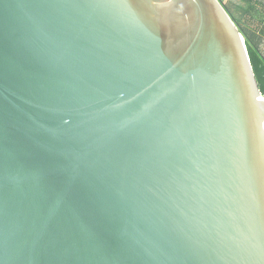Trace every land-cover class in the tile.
I'll list each match as a JSON object with an SVG mask.
<instances>
[{
	"label": "water",
	"instance_id": "obj_1",
	"mask_svg": "<svg viewBox=\"0 0 264 264\" xmlns=\"http://www.w3.org/2000/svg\"><path fill=\"white\" fill-rule=\"evenodd\" d=\"M0 264H264V94L222 0H0Z\"/></svg>",
	"mask_w": 264,
	"mask_h": 264
},
{
	"label": "trees",
	"instance_id": "obj_2",
	"mask_svg": "<svg viewBox=\"0 0 264 264\" xmlns=\"http://www.w3.org/2000/svg\"><path fill=\"white\" fill-rule=\"evenodd\" d=\"M235 11L224 4L246 39L251 63L264 94V0H237Z\"/></svg>",
	"mask_w": 264,
	"mask_h": 264
},
{
	"label": "rangeland",
	"instance_id": "obj_3",
	"mask_svg": "<svg viewBox=\"0 0 264 264\" xmlns=\"http://www.w3.org/2000/svg\"><path fill=\"white\" fill-rule=\"evenodd\" d=\"M224 2V4L228 5L229 7H231L232 10H236L234 8V2L238 3L237 0H222ZM263 49H264V44H263Z\"/></svg>",
	"mask_w": 264,
	"mask_h": 264
}]
</instances>
